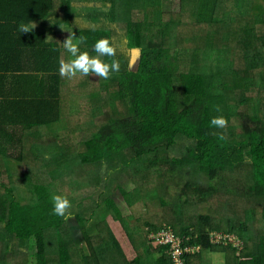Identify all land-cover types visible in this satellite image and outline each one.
I'll use <instances>...</instances> for the list:
<instances>
[{"label": "trees", "instance_id": "trees-1", "mask_svg": "<svg viewBox=\"0 0 264 264\" xmlns=\"http://www.w3.org/2000/svg\"><path fill=\"white\" fill-rule=\"evenodd\" d=\"M253 2L258 3L0 0V264H16L18 258H25L24 264H104L103 249L118 264L125 259L124 247L106 221L95 237L89 234L87 223L102 204L124 229L135 253L131 264H175L167 245L152 249L145 235L164 227L184 237L183 245L199 246L182 256L185 264H214L219 255L222 264H264V2L256 7ZM117 23L121 33L112 27ZM21 25L35 27L25 33ZM70 35L74 41L83 37L80 51L90 56L97 55L95 42L108 38L115 55L101 59L117 61L120 70L106 80L78 76L84 85L98 84L105 91L116 85L118 107L112 102L115 115L105 119L92 114L95 130L82 134L76 156L69 158L73 164L110 167L117 155L121 169L138 163L134 174L144 161L148 168L159 163V156L169 160L171 174L185 172L191 179L180 187L177 201L159 198L168 204L166 223L146 221L145 229L136 221L127 225L110 194L86 205L92 191L69 178L61 145L69 140L63 136L70 132L65 125L82 120L71 109L65 112L62 96L68 77L59 74L60 64L74 59L64 48ZM132 49L139 51L134 69L128 62ZM229 81H242V86L229 90ZM177 85L187 104H178ZM218 116L226 118L225 128L211 124ZM126 151L132 153L128 161ZM71 182L83 192L67 196L66 217L76 219L90 251L88 261L67 218L52 214V194L65 196L59 189ZM120 190L132 206V192ZM183 202L198 210L183 215ZM235 208L246 212L244 220L232 218ZM217 233L242 240L241 249L231 242L212 243Z\"/></svg>", "mask_w": 264, "mask_h": 264}, {"label": "rangeland", "instance_id": "rangeland-1", "mask_svg": "<svg viewBox=\"0 0 264 264\" xmlns=\"http://www.w3.org/2000/svg\"><path fill=\"white\" fill-rule=\"evenodd\" d=\"M254 1L255 2L258 1V3L256 4L253 2L255 7L257 4H258L257 6H260L264 2V0H254ZM136 17H140V15H136ZM178 26L176 28H178ZM112 27L115 28L118 33H121L123 31L122 25L120 23H117V25L113 24ZM235 36L236 33L233 32L232 38L234 39ZM120 40H122L121 36H120ZM235 45L236 42L231 41V46L233 47ZM128 56H129V60H128L129 67L131 69L136 68L139 58L138 49L129 50ZM242 63H243V67L245 68L243 59L241 60V64ZM78 76H82V75L78 74L77 76L68 78V81H66V83L62 86V96H66L64 98L65 112L71 109L72 112L75 113L74 115H78L82 119L79 125L77 126L65 125L66 128L68 127L70 132L63 134L64 138L69 139L68 142L61 144L62 146L65 147L64 157H67L69 160V164H67L68 167L65 168L66 170L69 169L68 171L69 178L79 180L81 182L82 185L81 189L83 191H92L89 192V194L92 193L93 195L89 197V200L84 201L86 205H90V204L92 205L93 203L92 201L96 200V197L104 198L107 196V194H110L114 198L118 207L121 209L123 223H126L127 225L130 224L132 221H136L140 229L143 228L145 229L146 226L144 225H146L145 224L146 221H151L154 224L156 223L160 224V222L166 223L165 218L167 216V212L169 211L168 204L163 206L160 203L159 198H164L169 202L177 201L179 198L180 187L186 181L191 179V176L186 175L185 172L183 173L180 172L175 176L171 174L170 173L171 171L169 169L170 166L169 160H167L166 162L165 159L163 160L162 157L159 156V158H161L159 159L160 160L159 163L157 165L149 166L148 168H145L146 161H144L143 162L144 166L140 167V169L142 170H138L134 174L132 170L134 169V167L138 169L137 168L138 163L131 165L129 168L125 167L124 169H121L119 167V164L122 161L117 155H112V158L114 160L112 161L110 167H108L107 164L104 162H102L98 166H94L90 164H75V163L74 165L71 159L69 158L76 156L78 139L81 138L82 134L87 133L88 131L95 130L94 123L97 122V120L95 118L92 119V114L102 115L103 119H105L109 116L115 115L114 108L113 106L110 105L112 102H115L116 107H118V102L116 101V97H117L116 85L111 84L110 86H107L105 91L98 84L84 85L82 78ZM241 83L242 81H239L238 83L237 81H229L230 84L229 90L237 86H242ZM92 93H96V96H92ZM261 93L264 94V90H261ZM88 95L90 96V98L88 97ZM175 97L179 105L187 104V102L189 101V99H187V97L184 96L180 85L176 86ZM76 102L78 103V105H76ZM260 104L264 105V98ZM76 106L79 108L78 111H75ZM70 126H72V128ZM178 153L179 151L174 152L175 155H177ZM131 155L132 153L130 151H126L125 160L128 161ZM157 155L158 154L154 153L151 154L150 157L154 158ZM10 163H11L10 165L11 171H15L14 166L12 165L13 162L10 161ZM170 174L172 176H171V180L169 181ZM42 178L43 181H46L47 180L46 178L48 177H45L43 175ZM198 179H202V178L199 176ZM111 180H114L117 183V185L114 186ZM108 181H111L112 184H109ZM201 181L203 180H200V182ZM69 186L73 187L74 190H72V192H68L67 189L70 188ZM117 186H120L132 192V196H133L131 197L133 204L132 206L129 205V202L128 203L126 202V199L124 200L120 187ZM232 186L233 185H231V187ZM64 188L66 190L62 188H60L59 190L61 194H64L66 197L70 196L73 193L76 195L77 193L81 194L83 192L80 191V187H77L76 184H74L73 182H71L69 185L65 186ZM101 203H103V201H101ZM248 206L249 205L245 207ZM194 210L195 211L198 210L195 204L193 203L186 204V202H183V210H182L183 215L192 214L194 213ZM230 214L232 215V218H234L235 220L241 221L244 220L246 212L244 210H239L235 208V210L230 211ZM169 215H171V213ZM67 220H68V224H70L72 228V234L74 236L76 245L80 249L83 258L86 261H88V259L91 258L90 251L88 250V247L84 242L83 235L81 233L80 227L76 219L73 216L68 215ZM104 221H106L113 234L116 236V238H119L118 241L121 242L122 247H124L122 248V252L124 253L125 262L124 260L121 261V258H119V260H117L118 264H131L130 262L135 256L133 248L130 245L126 234L124 233V229L122 225L120 224V222L116 221L110 215V212L106 210L104 204H102L99 208H97V210H95V214L90 219V221H88L87 224H88L89 234L91 235V237L92 236L95 237L98 234V225ZM254 224L256 226L258 225L257 222H254ZM93 241H95L96 243L97 240H93ZM150 247L153 249L156 248L157 246L151 245ZM103 252L102 255L103 257L106 258L105 261H107L106 263L104 262V264H109L111 262L109 252L107 249H103ZM51 253L54 254L56 252H51ZM221 258L222 257H220L219 255L218 258L216 259V262H214V264H222V262H220L222 261ZM14 261L16 264H24V262H26L25 258L24 259L18 258ZM224 261H225V257H224ZM85 264H92V263L90 261V262H86ZM111 264H116L115 260L111 262Z\"/></svg>", "mask_w": 264, "mask_h": 264}, {"label": "clouds", "instance_id": "clouds-1", "mask_svg": "<svg viewBox=\"0 0 264 264\" xmlns=\"http://www.w3.org/2000/svg\"><path fill=\"white\" fill-rule=\"evenodd\" d=\"M34 27L35 25L32 26V28ZM31 29L27 25H21L20 28L25 33ZM80 43H83V37L74 41L71 35L64 42V48L74 59L68 62L61 61L59 68L61 76L72 78L79 73L84 76L96 75L106 80L109 78L110 73L119 72L120 64L117 61L113 60L108 63L101 59L104 56L113 57L115 55V49L111 46L108 38H101L95 42L93 51L97 55L90 56L88 51L81 52ZM211 124L219 128H225L227 120L223 116H218L211 120ZM51 200L53 203L52 214L67 218L66 213L71 207V201L66 196L55 193L52 194Z\"/></svg>", "mask_w": 264, "mask_h": 264}, {"label": "built area", "instance_id": "built-area-1", "mask_svg": "<svg viewBox=\"0 0 264 264\" xmlns=\"http://www.w3.org/2000/svg\"><path fill=\"white\" fill-rule=\"evenodd\" d=\"M147 239L152 246L159 247L167 245L166 252L175 264H185L182 256L199 250V246L183 245L185 238L176 235L170 227H164L163 229L161 228L156 231H149L147 233ZM211 241L212 243L223 242L224 244L231 242L232 247L237 250H240L243 245V242H241L242 240L237 237L220 233L215 234L214 239H211ZM236 253V255H238L239 252Z\"/></svg>", "mask_w": 264, "mask_h": 264}, {"label": "crops", "instance_id": "crops-1", "mask_svg": "<svg viewBox=\"0 0 264 264\" xmlns=\"http://www.w3.org/2000/svg\"><path fill=\"white\" fill-rule=\"evenodd\" d=\"M147 235V234H146ZM216 258H218V256L216 257ZM222 259V258H221ZM220 262H222V261H220Z\"/></svg>", "mask_w": 264, "mask_h": 264}]
</instances>
